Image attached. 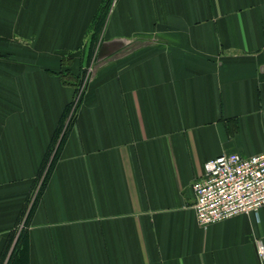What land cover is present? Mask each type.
I'll return each mask as SVG.
<instances>
[{
    "label": "crops",
    "instance_id": "obj_1",
    "mask_svg": "<svg viewBox=\"0 0 264 264\" xmlns=\"http://www.w3.org/2000/svg\"><path fill=\"white\" fill-rule=\"evenodd\" d=\"M102 4L0 0V263L264 264V206L201 226L193 192L264 153V0H114L94 42Z\"/></svg>",
    "mask_w": 264,
    "mask_h": 264
},
{
    "label": "built area",
    "instance_id": "obj_2",
    "mask_svg": "<svg viewBox=\"0 0 264 264\" xmlns=\"http://www.w3.org/2000/svg\"><path fill=\"white\" fill-rule=\"evenodd\" d=\"M75 107L76 104L74 111ZM47 170L48 167L35 184L21 227L41 192ZM193 189L197 219L201 226L241 213L258 212L264 206V153L252 156L230 153L210 159L205 163L204 176L193 183Z\"/></svg>",
    "mask_w": 264,
    "mask_h": 264
},
{
    "label": "trees",
    "instance_id": "obj_3",
    "mask_svg": "<svg viewBox=\"0 0 264 264\" xmlns=\"http://www.w3.org/2000/svg\"><path fill=\"white\" fill-rule=\"evenodd\" d=\"M113 1L114 0H103V4L101 5L99 11L97 12V14H96V16L94 18V21L92 23L93 41L94 42L97 40V37L99 36L98 34L101 33V31H102V29H103V27H104V25L106 23V20H107V17H108V14H109V11L111 9V6H112ZM81 75H83V72L81 73ZM80 79H81V76H80ZM76 83H77L76 85H78V82H76ZM77 90H78V88H77ZM79 102H80V98L78 99V103ZM72 106L73 105L71 104V105H69L66 108V111H65L64 115L67 112L70 111V108ZM57 130H59V129H57ZM61 144H62V142H61ZM61 144H59V146L57 147L56 150H55V146L54 145L52 147H50L49 150H48V152H47V154H46V157L44 158V161H43L42 166H41V169H40L39 176L48 167L47 174H46V179H45V183H46V181H47V179H48V177H49V175L51 173V170H52V168L54 166V163L56 161V158H57V155H58V151H59V148H60ZM42 189H43V187H42ZM42 189H41V192H42ZM33 209H32V211H33ZM21 238H22V236L21 237L19 236L18 240L14 244L13 251L11 252L12 253L11 254V257H10L11 259L14 258L16 256V254H18L24 248V241ZM13 239H14V236L12 235L11 240H10V244L13 241ZM10 244L8 245V247L10 246ZM7 250H8V248H7ZM8 264H11L10 261L8 262Z\"/></svg>",
    "mask_w": 264,
    "mask_h": 264
}]
</instances>
